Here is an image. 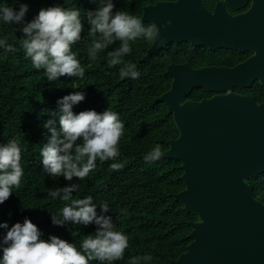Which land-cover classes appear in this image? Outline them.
Segmentation results:
<instances>
[{"label":"trees","instance_id":"obj_1","mask_svg":"<svg viewBox=\"0 0 264 264\" xmlns=\"http://www.w3.org/2000/svg\"><path fill=\"white\" fill-rule=\"evenodd\" d=\"M173 0H113L116 10L125 11L138 19L141 10L156 2ZM212 10L214 0H204ZM26 4L28 11L21 23L5 22L0 16V40L6 44L0 47V144L16 139L21 147V166L24 175L19 188L0 204V240L16 223L23 224L27 218L41 232V239L56 236L75 244L81 249L84 237L94 235L98 226L65 222L63 226L52 223L51 216L62 219V209L71 206L73 199L93 198L97 214L101 204H107L114 230L123 232L129 238V247L122 260L112 264H129L136 256L151 255L146 264H167L184 253L190 243L189 223L196 217L186 214L182 204L173 195L183 189L179 180L181 170L178 161L160 158L146 162L144 157L159 144L162 152L168 149V141L177 137L173 117L166 105L156 103L155 98L170 89L171 77L166 73L170 64H189L192 69L225 66L233 67L244 61L250 53L232 50L194 47L188 42L171 43L147 62H140L152 41L139 38L131 42L132 51L122 59L124 64L110 66L108 51L119 47V42L97 54L91 60L88 49L96 38L89 34L90 25L86 13L97 7L91 0H0V8L11 7L19 11ZM76 7L81 12L84 31L81 40L72 45L81 66L85 69L83 78L59 77L49 81L44 69L34 68L20 41L22 28L32 22L41 9L48 7ZM144 27H148L145 22ZM11 45L15 51H6ZM125 64H135L140 73L137 79L120 78L119 72ZM234 92L249 95L257 103L264 102V88L255 82L251 88H234ZM75 92H83L84 100L73 106L74 114L94 110L103 113L107 109L116 112L125 126L124 136L119 142V156L114 160L96 161V168L83 180H65L62 176H51L43 168L41 150L50 138L44 127L50 120L58 118L51 114L59 111L58 101ZM211 93L203 89H192L185 99L198 101ZM120 163L123 167L114 171L110 165ZM254 199L264 205V173L245 180ZM78 184L69 200L53 198L49 192L56 188ZM63 194H61L62 196ZM2 259V251H0ZM89 264H108L93 260ZM145 264V262H142Z\"/></svg>","mask_w":264,"mask_h":264},{"label":"water","instance_id":"obj_2","mask_svg":"<svg viewBox=\"0 0 264 264\" xmlns=\"http://www.w3.org/2000/svg\"><path fill=\"white\" fill-rule=\"evenodd\" d=\"M224 4L250 6L231 15ZM139 19L159 29L140 62L184 42L253 54L230 68H166L170 89L154 101L166 105L178 134L161 158L180 163L183 189L173 199L197 219L189 223L184 253L167 264H264V205L245 182L264 173V102L232 92L255 81L264 88V0H222L213 11L203 0L156 2ZM192 89L216 95L185 100Z\"/></svg>","mask_w":264,"mask_h":264},{"label":"clouds","instance_id":"obj_3","mask_svg":"<svg viewBox=\"0 0 264 264\" xmlns=\"http://www.w3.org/2000/svg\"><path fill=\"white\" fill-rule=\"evenodd\" d=\"M91 2L97 5L94 11L86 13L90 25L89 34L96 37L88 49L91 60H96L99 52L118 41L119 47L108 51L107 56L110 66L121 65L124 64L122 58L132 51L131 42L139 38L149 41L158 39L159 29L155 24L144 27V23L136 16L116 10L113 0ZM27 11L26 4H22L18 12L11 7H3L0 8V16L5 22L19 24ZM83 31L81 12L76 7H48L41 9L38 16L22 28L23 39L20 43L31 58L34 68L44 69L49 81H56L62 76L83 78L85 69L72 51V45L81 40ZM5 44V40H0V47ZM6 51L15 49L8 45ZM119 75L121 79H137L140 73L135 64H125ZM84 98L83 92L63 97L58 101V113L51 114L58 118L59 128L54 119L44 125L50 132V138L40 154L43 168L51 176H62L68 181L74 177L83 180L96 168L97 160H114L120 154L119 142L124 136L125 126L119 115L110 109L103 113L89 110L74 114L73 106L81 103ZM162 156L161 146L157 144L144 159L146 162H155ZM110 167L118 171L123 165L113 163ZM23 175L18 140L0 144V204L13 194V188L20 187ZM78 188V184L56 188L49 195L69 200ZM100 209L102 214L98 215L93 198L87 196L73 199L71 206L64 207L62 219L51 216L52 223L57 226H63L68 221L84 226H98L94 235L84 237L80 250L75 244L56 236H50L48 240L41 239V232L27 218L23 224L16 223L0 240V264H89L93 260L112 264L122 260L129 247V238L123 232L114 230L111 216L103 215L109 212L108 205L101 204ZM0 228L8 229V225L0 224ZM150 260L151 255L136 256L129 264H146Z\"/></svg>","mask_w":264,"mask_h":264},{"label":"flooded vegetation","instance_id":"obj_4","mask_svg":"<svg viewBox=\"0 0 264 264\" xmlns=\"http://www.w3.org/2000/svg\"><path fill=\"white\" fill-rule=\"evenodd\" d=\"M174 1V0H173ZM204 1V0H203ZM222 0H214V5H213V8H212V10H210V9H208V10H210V11H213V9H214V7L216 6V4L217 3H219V2H221ZM205 4V3H204ZM206 6V5H205ZM249 6H250V4H248V5H246L244 8H242V9H235V8H232V7H230V6H228L227 4H224V7H225V9L228 11V13L229 14H231V15H238V14H240V13H243V12H245L248 8H249ZM226 50V49H225ZM247 53H250L249 55H248V57L246 58V59H248L249 57H251L253 54L251 53V52H247ZM241 54H244V53H241ZM245 59V60H246ZM244 60V61H245ZM243 62V61H242ZM241 63V62H240ZM239 64V63H238ZM237 65V64H236ZM235 66V65H234ZM233 66V67H234ZM217 67V66H216ZM220 67H225V66H220ZM230 68V67H229ZM255 82H257V81H255ZM254 82V83H255ZM253 83V84H254ZM252 84V85H253ZM252 87V86H251ZM250 87V88H251ZM234 89V88H233ZM233 89H232V92L233 93H236V92H234L233 91ZM244 89H247V88H244ZM208 93H210V92H208ZM212 95L211 96H209V97H204V98H202V99H205V98H210V97H213L214 95H216V94H214V93H211ZM236 94H240V93H236ZM242 95V94H241ZM247 96H249V95H247ZM202 99H200V100H202ZM185 100H189V99H185ZM191 101H194V100H191ZM199 101V100H198Z\"/></svg>","mask_w":264,"mask_h":264}]
</instances>
